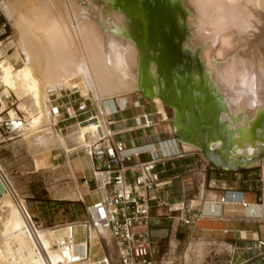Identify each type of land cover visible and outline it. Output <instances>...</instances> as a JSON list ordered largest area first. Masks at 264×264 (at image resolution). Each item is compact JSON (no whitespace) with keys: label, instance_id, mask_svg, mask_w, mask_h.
Listing matches in <instances>:
<instances>
[{"label":"bare ground","instance_id":"1","mask_svg":"<svg viewBox=\"0 0 264 264\" xmlns=\"http://www.w3.org/2000/svg\"><path fill=\"white\" fill-rule=\"evenodd\" d=\"M43 1L49 6L43 10L32 9L27 17H24V7L19 12L12 10V2L17 4V0L2 3L6 15L13 17L17 25L15 36L20 57L17 59H21L22 66L16 68L8 54L10 40L0 41V83L4 91L28 93L42 112L40 118L38 114H34L31 120L27 116V122L17 132L25 131V140H30L35 148V152L32 150L33 154L36 153L34 156L50 154L53 165L57 166L75 154L86 152L101 138L112 135L107 118L104 119V99L137 91L144 83L150 87L148 97L156 103L157 113L165 117L166 100L162 95L165 94L162 87L165 73L160 68L163 52L147 40L144 20L137 5L118 9L113 0H65L68 4L78 5L81 10L64 12L58 9L57 0ZM167 6L172 11L177 9L173 16L182 32L180 38L176 37L181 47L196 56L189 63L193 71L187 73L188 86L200 93L221 97L227 108L223 110L222 107L219 121L224 122V129L229 126L227 135L234 141V152L256 151L263 142L256 137L253 125L264 110V0H172ZM211 12L213 17L209 14ZM202 25L212 26L217 34L230 31L226 39L221 37L224 38L223 47H235L238 38L244 41L241 45L238 42L240 49L228 64H218L213 71L203 67L200 50L204 40H213L214 37L217 40L218 36L211 37L207 33L204 39ZM226 49H219L220 55ZM66 90L81 91L85 96L92 93L98 115L88 122L77 123L64 133L57 128L58 119L52 115L51 94ZM167 91L170 92V88ZM183 103L186 101L177 103L175 109L177 131L188 128L182 122ZM20 107L21 104L8 109L12 119ZM196 124V128L201 127L195 121L190 125L195 127ZM95 126L97 132L88 136ZM256 129L262 132L261 125ZM207 132L209 147H219L221 135L212 134V130ZM183 147L193 149L189 141L183 142ZM164 149L158 144V148L154 147L151 152H163ZM259 159L257 157L255 163ZM0 166L7 175L1 162ZM2 206L7 209L6 215L0 216V264H67L58 248L51 249L59 237L56 239L50 228H37L34 220L31 222L27 218L24 209L31 217L33 215L25 200L18 197L11 178L0 176L1 209ZM91 230H95L93 237L99 234L97 229ZM89 261L90 257L81 264H89Z\"/></svg>","mask_w":264,"mask_h":264},{"label":"crops","instance_id":"2","mask_svg":"<svg viewBox=\"0 0 264 264\" xmlns=\"http://www.w3.org/2000/svg\"><path fill=\"white\" fill-rule=\"evenodd\" d=\"M132 97H114L105 101L102 106L104 119H106V113L115 108L114 99L122 107L131 102L132 106L128 109H137L138 112L126 116L125 110L118 115L117 124L108 128L112 133V129L117 132L124 131V135L117 137L125 136L129 147H135L136 151H146L136 157L137 161H145L150 158V150L154 147L158 148L157 141L155 146L151 144L154 141L152 137L156 136L158 140H162L161 129L157 122L160 115L153 109L146 111V106L141 101L139 104L135 103ZM151 105H153L152 102ZM164 110L167 115L166 108ZM142 114H148L153 120L151 127H144ZM140 118L141 122L138 121ZM161 118L168 120V117ZM228 129L229 126H226L224 134H229ZM229 137L230 162L238 163L239 156L249 159L260 157L259 153L264 149L262 142L252 153L234 152V141L232 142L230 135ZM179 141L180 144L165 141L162 144L164 151H159L167 154L178 153L184 149L185 153L184 156H174L166 161L165 172L161 174L158 201L152 205L151 226L162 231L157 257L163 255L161 248L168 245L170 252L166 254H170L171 257L163 264H177L176 253L181 246L183 247L181 264H264V248L260 251L245 248L256 239H264V184L259 180L264 156L260 157L256 163L242 164L237 170H229L210 163L202 150L201 154L191 151L193 149H185L183 142H188L187 140L180 138ZM220 142L221 145L216 146L215 149L224 148V140ZM191 144L193 145V142ZM196 148L200 147L196 146L194 149ZM75 157H79L77 164L73 163ZM83 157L88 158L91 170L84 167ZM68 159L66 163L69 166L71 163L75 178L81 182L82 187L77 199L81 201L71 203L72 207L75 205L79 207L82 202L85 205L90 204L108 194V189L100 186L95 179L92 162L87 153L75 154ZM42 160V164L36 163V170L56 167L53 165L52 157L49 161L45 158ZM233 191L243 193L244 200L248 202L247 207L234 201L220 202L223 195L227 192H229L228 195H233L230 193ZM71 194L66 192V195ZM77 219L75 216L72 218V220ZM187 220L189 223H186ZM82 234L84 231L79 228L78 236ZM78 240L81 239L78 238ZM165 258V256L162 257V259ZM89 264H91L90 261Z\"/></svg>","mask_w":264,"mask_h":264},{"label":"rangeland","instance_id":"3","mask_svg":"<svg viewBox=\"0 0 264 264\" xmlns=\"http://www.w3.org/2000/svg\"><path fill=\"white\" fill-rule=\"evenodd\" d=\"M6 0H0L1 5ZM17 0V4L12 2V10H18L21 7L26 8L25 14L24 9L23 12L20 11V14H22L24 17H27L29 14H31L33 11L32 9H39L43 10L45 7H48L49 5L45 4L43 0ZM21 2V3H20ZM36 7H35V4ZM39 6H37V3ZM41 2V3H40ZM43 2V4H42ZM31 3V4H30ZM57 7L60 11L68 12V11H80L79 6L76 4H68L65 2V0H57ZM59 3V4H58ZM169 2H165L164 0H113V4L118 9H128L130 4H135L139 7L140 14L144 20V26L146 29V38L150 42L151 45H162L164 52L161 54L163 57L162 62L164 63L162 65L161 70L164 73H170V78H164L162 81V87L164 89L169 90V80H172L173 78H176L178 74L184 73L185 71L187 73L192 72L189 68V63H192L193 60H195L196 56L194 54H190L180 47V42L177 40L176 37H181V30L177 26L176 22L174 21L173 11L177 9H168L170 6H167ZM19 7H18V6ZM41 6V7H40ZM208 5L206 9H209ZM68 7V8H67ZM61 8V9H60ZM29 11V12H28ZM213 17L212 12L209 13ZM6 15V13H5ZM8 18L9 16L6 15ZM11 25L12 30V36L10 39V44H8L7 47L10 46L9 53L10 56H12V61L15 64L16 68H20L22 66L21 59H17L19 57L18 48H17V40H16V22L13 17L8 18ZM12 19V20H11ZM211 19V18H210ZM166 24H169L170 27L167 28ZM205 27V28H204ZM212 26L208 25H202L201 31L202 34L205 36L210 34L211 37L215 36L218 31L216 32L214 29H212ZM15 29V30H14ZM211 29V30H210ZM210 30V31H209ZM212 31V32H211ZM223 33L217 34L218 41L214 40H204L201 44V60L202 65L204 68H208V71H213L214 67L218 64H228L231 59H233V56L236 54V52L239 51L240 48L237 46L242 44L243 38H238L237 35L232 33V35L236 36L238 38V42H236V46L233 48L223 47V39L228 36L230 31L223 30ZM227 31V32H226ZM205 32V33H204ZM229 32V33H228ZM208 33V34H207ZM215 33V34H214ZM226 33V34H225ZM206 34V35H205ZM221 34V35H220ZM224 35V36H223ZM221 37H224L223 39ZM236 38V41H237ZM226 39V38H225ZM242 40V41H239ZM211 43H210V42ZM214 41V42H213ZM217 41V42H215ZM214 45H213V44ZM180 45V46H179ZM177 46V47H176ZM215 46V47H214ZM217 46V47H216ZM226 49L223 54L220 55V50ZM237 47V48H236ZM207 48V49H205ZM218 48V49H217ZM229 48V49H228ZM229 50L230 53H229ZM233 50V52H232ZM218 52V53H217ZM204 55V56H203ZM224 57V58H223ZM20 58V57H19ZM184 58V59H182ZM182 59V60H181ZM15 61V62H14ZM207 66V67H206ZM175 70V72H173ZM190 85V84H189ZM237 85V84H236ZM6 88V87H5ZM142 89H139L137 91H133L131 93L123 94V95H117L114 97H123V96H133L132 99H135V103L139 104L140 101L143 105L146 106V111H149L150 109H153L156 111L157 105L156 103H152L150 101V97H148V94L150 93V87H146L145 83L141 87ZM171 89V88H170ZM194 89V88H192ZM10 91V90H8ZM8 91H4L5 94H9ZM8 92V93H7ZM11 95L9 99H5V106L9 108H15L16 105H20V109L22 112L26 113V115L32 119H34V114H38V117L42 115V112L39 110V108L34 104V100L31 98V96L23 91H19L17 93L16 91H10ZM164 94V93H163ZM162 94V95H163ZM114 97L106 98L104 99L103 103L107 100H110ZM175 98V97H174ZM173 98V99H174ZM51 101L55 99V101L58 102H65L72 100L73 105L77 107L81 103H86L90 108L93 109V114H98V106L96 105L95 101L92 98V93L89 96H85L84 93L81 91L72 92L71 90L62 91L61 93H53L51 94ZM115 100V99H114ZM15 102V105L12 106L9 103ZM132 101V100H131ZM186 101V100H185ZM177 100L174 99L172 101L173 109L169 108L166 105L165 102V108L167 115L165 117H168V120L165 121L161 117H158V127L161 129V137L163 141H167L169 139H174L176 142L180 144V138L176 134V112L175 109L177 107ZM182 107H184V103L181 104ZM132 106L131 102L128 104V107ZM223 110L227 107L222 104ZM138 110H129L127 109L125 111L126 116H131L133 113H137ZM7 112L4 111V113L0 116H3L4 118L6 116ZM119 117V116H118ZM39 120V119H38ZM138 121H142V119H138ZM77 123L75 119L67 120L60 122L57 128L62 129V132L66 133L68 131V128H72L71 126H74ZM93 124V123H92ZM172 125L174 127H172ZM260 125H264V110L262 115H259L258 118H256L254 122V128H259ZM97 127L95 126L93 129H91V135L94 136L95 131ZM148 131H146L147 133ZM150 132V131H149ZM25 131H22L21 133L17 134L15 137H11L10 139H7L0 143V162L3 165V167L6 169L9 178H11L12 183L14 184V187L16 189L18 197L25 199L26 204L29 206V211L31 215L34 216V223L36 224L37 228H50L56 235V239L58 237L64 235L61 234L63 230L56 231V229L63 228L66 222H70L75 216V218L84 220L86 218L85 213V204L82 202V205H79L77 207L76 205L72 207L71 203H78V192L81 190V182L75 178L73 168L66 163V161H62L61 163L57 164V166L49 167L47 169H41L36 170V163L42 164L43 158H45L47 161L50 160L51 155L45 154L42 156H34L36 153L35 148H33L32 142L30 140H25ZM256 137L259 138L261 131L255 130ZM24 134V135H23ZM153 139H157L156 136L152 137ZM89 140H92L91 138ZM29 143V144H28ZM32 146V148H31ZM196 145L193 143V150L191 151H197V153H201L202 151L200 148L194 149ZM34 149V150H33ZM33 150V152H32ZM86 153V152H83ZM74 156V155H73ZM79 162V157H75L73 163L77 164ZM82 162L85 168H88L91 170L89 165V160L87 157L82 158ZM256 169H260V167H255ZM66 192L72 193L70 196L66 195ZM96 192L95 190L93 191ZM81 208L82 210H78ZM6 209L7 207L2 206V209L0 208V216L3 218L6 215ZM79 214V215H78ZM73 215V216H72ZM82 215V216H81ZM81 216V217H79ZM95 230L90 231V241L92 245V253L90 256V262L91 264H99L96 260V256H102L103 250L98 245L102 241V244L104 246V250L106 253H113L114 254V245L111 241L110 234L108 230L101 229L97 230L99 234L96 237L92 236V232ZM105 231V232H104ZM79 239L88 238L87 234H82L78 236ZM56 243L54 242L53 246L51 247L52 250H55ZM164 248V249H163ZM163 248H161V252H163V255H159L160 257H157L158 263L163 264V262L167 259H169L171 256L170 254H166V252H170V249L168 245H165ZM182 252L183 247H179L177 250L176 256H177V264H181L182 262ZM165 256V259H162V257Z\"/></svg>","mask_w":264,"mask_h":264},{"label":"built area","instance_id":"4","mask_svg":"<svg viewBox=\"0 0 264 264\" xmlns=\"http://www.w3.org/2000/svg\"><path fill=\"white\" fill-rule=\"evenodd\" d=\"M11 37L10 21L0 2V41L6 42ZM1 70L0 62V73ZM9 97L4 93V87L0 83V115L4 111L7 112V117H0V143L15 137L22 124L27 122L26 113L19 109L16 111L15 119L8 114L9 107L5 106V99ZM15 102L9 104L14 106ZM114 102L115 108L106 113L110 128L117 124L118 115L128 109V104L122 107L116 99ZM52 104L51 112L58 119L57 126L60 122L71 119H75L78 123H85L98 115H94L93 109L86 103L75 107L72 100L58 102L53 99ZM141 116L145 128L153 125V120L148 114ZM112 130V135L101 138L86 151L92 162L95 179L98 180L100 186L108 189V194L97 201L86 204L84 220H72L66 222L63 228L56 229V231L63 230L61 234H64L59 237L56 246L67 264H81L92 253L90 230L92 228L105 229L109 231L115 251L114 254L106 253L101 241L98 246L103 250V254L95 257L99 264H158L157 254L162 231L151 226V209L153 203L158 201L161 174L165 172L166 161L174 156H184L185 150L167 154L150 150L149 159L137 161L136 157L146 151H133L135 147L127 145L125 136L117 137L124 135V131ZM153 140L151 144H155V141L159 145L165 143L160 139ZM167 141L178 144L174 139ZM0 176L3 179L9 178L1 166ZM259 180L264 184V164L260 169ZM228 193L220 198L221 203L234 201L242 203L244 207L248 206L241 191L230 192L233 195H228ZM24 213L33 222L34 216L31 217L26 209ZM186 223L189 221L187 220ZM79 228L83 229L88 238L78 240ZM80 241H85V245ZM245 248L260 251L264 248V239H256Z\"/></svg>","mask_w":264,"mask_h":264},{"label":"water","instance_id":"5","mask_svg":"<svg viewBox=\"0 0 264 264\" xmlns=\"http://www.w3.org/2000/svg\"><path fill=\"white\" fill-rule=\"evenodd\" d=\"M164 1L171 2L172 0ZM156 47L164 52L162 45H157ZM185 51L189 52L188 50ZM162 59L163 57L160 56V62H162ZM163 64L164 63H160V67H162ZM173 72H175V70ZM165 78H170V73H165ZM168 84L169 87L172 86L173 88V90L170 89L172 96H180L177 102L182 103L186 100L183 107L182 122L190 125L195 121L201 126L213 128L212 134H223L222 139L225 142L224 148H222V150L212 149L209 147L210 136L207 130H203L201 127L197 128L202 138L201 150L210 163L229 170H237L242 164L247 165V162L250 164L255 163L257 157H255V160H252L245 156H239L237 160L238 163L229 161V136L224 134V122L219 121V112L222 109V100L220 96L208 95L206 92L200 93L199 90L190 88L187 82L186 71L178 74L176 78L169 80ZM166 95L167 92L163 94L165 100ZM261 128L264 134V125H261Z\"/></svg>","mask_w":264,"mask_h":264},{"label":"flooded vegetation","instance_id":"6","mask_svg":"<svg viewBox=\"0 0 264 264\" xmlns=\"http://www.w3.org/2000/svg\"><path fill=\"white\" fill-rule=\"evenodd\" d=\"M178 89V88H177ZM171 90H173L172 86H171ZM165 92H167V95H166V105L173 109V106H172V101L174 99H179L180 96H172V93L167 91L166 89H164ZM174 98V99H173ZM188 128H182L178 131H176V134L181 138V139H185L189 142H193L194 144L196 145H199L200 149H201V144H202V138L199 134V132L197 131V126L198 124H196L195 127H192L191 125H186ZM191 126V127H190ZM199 126H201L199 124ZM203 130H214L213 128H210V127H204V126H201ZM256 130V128H255ZM186 135V136H185ZM259 139H261L263 141V144H264V134L261 132L260 133V136H259ZM260 157L264 156V149L261 150V152L259 153Z\"/></svg>","mask_w":264,"mask_h":264}]
</instances>
